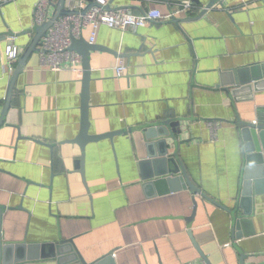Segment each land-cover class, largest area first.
I'll return each mask as SVG.
<instances>
[{
    "label": "crops",
    "instance_id": "0c3cea01",
    "mask_svg": "<svg viewBox=\"0 0 264 264\" xmlns=\"http://www.w3.org/2000/svg\"><path fill=\"white\" fill-rule=\"evenodd\" d=\"M36 1L0 6V114L17 63L7 58L6 45L16 35L20 54L26 50L35 35ZM177 1L109 0V5L167 14ZM224 3L200 17L197 8L138 30L100 27L94 43L107 49L91 53L89 133L130 131L86 145L85 177L76 166L83 152L69 141L82 124L83 70L53 71L40 64L39 51L33 54L0 129L4 244H46L50 253L61 240H72L87 262L110 254L115 264H204L206 255L211 264H264V179L253 182L251 214H245L239 205L247 153L236 124L238 118L251 122L264 116V90L232 92L236 78L244 86L253 76L264 79V0ZM91 31H84L87 40ZM119 58L128 63L122 77L114 68ZM163 120L181 121L178 144L170 150L200 193L181 189L178 175L155 185L153 168L142 163L151 141L143 127ZM216 121L214 138L210 123ZM251 165L257 177L259 165ZM231 210L247 222L235 229ZM26 251H8L4 259L59 264L52 256L20 260ZM38 252L31 249L32 255Z\"/></svg>",
    "mask_w": 264,
    "mask_h": 264
},
{
    "label": "water",
    "instance_id": "95a60500",
    "mask_svg": "<svg viewBox=\"0 0 264 264\" xmlns=\"http://www.w3.org/2000/svg\"><path fill=\"white\" fill-rule=\"evenodd\" d=\"M89 3L87 7L81 11L76 9H67L66 8V0H57L52 1L51 8L52 10V16L49 21L41 24V25H35L33 28V32L35 33L33 39L29 43V45L26 47V50H24L21 54L19 59L17 60L15 70L13 74L11 75V78L9 80V87L7 94L4 98V106L2 108L1 114H0V129L4 126V124L7 123V114L10 111L12 107V97L14 96V91L16 89V81L20 75V73L24 70L25 65L30 60V58L35 54L37 51H40V48L38 47L40 40L42 37L46 36L49 28L53 26L54 22L62 16L70 15L74 12H81L82 14H85L88 12L89 8L91 6H97L99 5L98 2L95 0H87ZM194 4H199L200 0H193ZM216 4H220L222 7H225V3L223 0H209V3L206 5L207 9L202 10V12L197 16H203L206 14L210 9H213V6ZM107 8H112L109 4L106 6ZM193 19V18H190ZM71 48L79 51L82 55V64H83V89H82V124L80 132L78 133V136L75 137L73 140H69L71 143H78L81 151L83 152V155L81 159L77 160L76 166L78 169L82 172L83 176L85 177V170H84V163H85V148L86 145L93 141H98L105 138H113L115 135L124 133L128 134V131L124 130H118V131H110L108 133H102V134H90V117H89V108H90V84H91V74H92V64H91V53L94 50H105L104 46H100L97 43H91L89 42L85 36H82L80 38L73 37ZM119 57H126L124 55H119ZM252 77V76H251ZM245 82H242L240 78H236L235 81H233L232 85V92H236L244 89L247 87L250 91H262L264 90V79L262 77L253 76L250 79V82L247 86H244ZM243 85V86H242ZM237 126L242 130V136L244 141V148L246 151V165L248 166L244 175V188L242 191V198L241 203L239 205V208H242L244 210L245 214H251L250 209L247 207L251 206L252 201V187L253 182L259 178L264 179V116L262 115L261 118H259L256 121H244L241 118H238L236 120ZM144 132L147 133V138L151 141H148L146 143V149L148 151V156L145 161L142 163L145 166H150V168H153V174L151 175L153 178H156L153 183L155 185H158L159 183H171L177 175L179 176V180L181 181V189L185 186H189L190 189L194 192H201V188H199L197 185L193 183L191 180L189 173L187 171V167L184 166L183 162L180 160L179 156L175 151L170 150L172 146H177V138L178 135H181L182 133V127H181V121L180 120H163L159 124H153V125H146L143 127ZM159 138V139H156ZM257 163L259 165V173L257 177L255 175H251V164ZM258 180V179H257ZM152 181H150V184ZM174 190V189H170ZM169 190V191H170ZM206 198L210 199L211 201L215 202L212 198H209L206 194H204ZM218 203V202H215ZM221 206H224L222 203H218ZM225 207V206H224ZM2 211V208H0ZM236 211L231 210V213L233 214L234 219V227L235 229L239 227L241 224L247 222V218L244 217H238L236 215ZM191 221V220H190ZM191 226V225H190ZM2 232V230H1ZM190 234H192V231L190 229ZM239 233H235V237L239 236ZM73 241L69 240H61V243L54 245L53 252L47 253L45 251L46 244L40 245V244H4L2 241V235L0 237V264H7V261L4 259L5 255L8 253V251L13 252V250H27L23 257L20 260H25L26 258H38V257H46V256H52L57 257L59 259V264H115V261L113 260L112 256L109 254L107 256H104L94 262H87L86 259H84L79 252L75 249L73 246ZM197 245V243H196ZM198 247V245H197ZM36 248L39 252L35 255L31 254V249ZM201 251V250H200ZM27 253V254H26ZM203 254V252H201ZM242 258L244 259L245 254L241 252ZM204 255V254H203ZM205 262L207 264H211L210 260L206 255ZM108 261L110 263H108ZM245 264V263H243Z\"/></svg>",
    "mask_w": 264,
    "mask_h": 264
},
{
    "label": "built area",
    "instance_id": "2783aa9c",
    "mask_svg": "<svg viewBox=\"0 0 264 264\" xmlns=\"http://www.w3.org/2000/svg\"><path fill=\"white\" fill-rule=\"evenodd\" d=\"M9 0H0L2 3ZM53 0H37L35 5V25H41L50 20L52 16L51 3ZM99 5L91 6L87 13L74 12L70 15L59 17L49 28L46 36L42 37L38 47L40 64L53 71L70 69L83 70L82 55L79 51L72 49V39L84 36V31L91 28L89 42L94 43L98 30L102 26L117 28L122 31L138 30L152 21L170 20L177 18L179 13H192L197 8L207 9L206 5H194L192 0H179L174 3V9L164 14L159 9H149L141 14L135 13L128 7L107 8L109 0H95ZM225 1V0H223ZM85 0H66L67 9L83 10L87 7ZM6 55L13 64L20 57V49L16 44V35H11L6 45ZM117 77L126 74L128 63L119 58L114 66ZM219 122H211L210 127L214 138L217 136L216 129ZM193 264V263H185ZM204 264H207L206 262Z\"/></svg>",
    "mask_w": 264,
    "mask_h": 264
}]
</instances>
